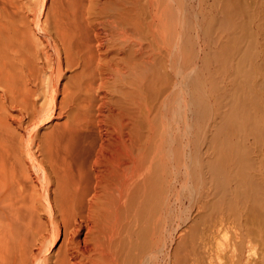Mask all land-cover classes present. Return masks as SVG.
<instances>
[{"label":"bare ground","instance_id":"bare-ground-1","mask_svg":"<svg viewBox=\"0 0 264 264\" xmlns=\"http://www.w3.org/2000/svg\"><path fill=\"white\" fill-rule=\"evenodd\" d=\"M14 7L0 0V264H162L177 209V0H58L39 44ZM229 124L225 139H249ZM217 148L225 195L236 149ZM211 208L205 246L231 225L241 245L243 208Z\"/></svg>","mask_w":264,"mask_h":264},{"label":"rangeland","instance_id":"rangeland-1","mask_svg":"<svg viewBox=\"0 0 264 264\" xmlns=\"http://www.w3.org/2000/svg\"><path fill=\"white\" fill-rule=\"evenodd\" d=\"M5 1L16 6L14 8L19 13L18 19L21 18L26 30L31 32V36H28L30 39L36 36L32 41L39 44L45 31L42 24L44 14L47 10L54 9L58 0ZM235 115L238 117L233 119ZM230 122L239 125L243 134L249 132L250 140L241 138L239 133L225 139V133L230 130ZM47 126L45 124L38 129L40 136L45 135V130L49 129ZM28 132L30 131L23 134L25 140L23 138L22 145L27 143ZM227 140L233 144L232 150H236H233L234 153L229 151L227 156L229 168L225 164V170L231 175V179L228 180L227 193L224 195L219 188H215L218 190L215 191L212 186L210 160L217 146L223 152H226L224 150L227 147L230 148L224 142ZM219 152L221 150L217 154ZM229 162H238L235 166L232 163L235 169L231 170L234 167H230ZM240 163L244 169L241 165L237 167L236 164ZM262 164L264 165V0H177V209L174 223L169 220L170 225L164 233L162 264H173V258L177 259L176 264H247L249 257V264H264ZM239 167L245 175H238ZM185 177L186 182L183 183ZM234 178L244 179L240 180L245 189L244 193L241 192L244 194L241 196L242 200L234 196ZM247 187L254 190V193L248 190V194ZM246 196L247 200L243 199ZM224 200L234 209L243 208V220L247 223L245 228L249 227L248 236H245L240 245L239 240L234 237L239 230L232 225L226 226L212 240V248L210 243L205 246L207 227L212 219L211 207L221 205ZM214 201L217 204H213ZM252 203L255 206L250 205ZM247 206L249 213L252 207L254 209L251 216L247 212ZM251 230L253 234H250ZM234 243L243 251H237ZM246 248L252 251L247 254ZM229 251L232 252L231 255L236 252L239 260L234 256L232 261Z\"/></svg>","mask_w":264,"mask_h":264}]
</instances>
